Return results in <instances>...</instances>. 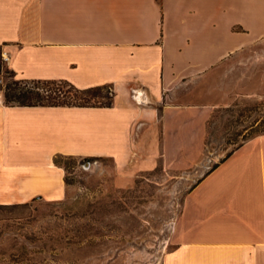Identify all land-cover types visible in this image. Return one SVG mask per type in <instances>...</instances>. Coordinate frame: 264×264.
<instances>
[{"label": "crops", "instance_id": "1", "mask_svg": "<svg viewBox=\"0 0 264 264\" xmlns=\"http://www.w3.org/2000/svg\"><path fill=\"white\" fill-rule=\"evenodd\" d=\"M263 36L264 0H0L17 78L113 92L110 106L8 105L0 94V204L63 197L56 155L109 159L122 185L185 148L186 130L199 148L213 105L188 85ZM175 238L164 264H264V133L198 180Z\"/></svg>", "mask_w": 264, "mask_h": 264}, {"label": "rangeland", "instance_id": "2", "mask_svg": "<svg viewBox=\"0 0 264 264\" xmlns=\"http://www.w3.org/2000/svg\"><path fill=\"white\" fill-rule=\"evenodd\" d=\"M11 74L2 54L0 94ZM188 88L200 89L197 103L213 105L199 148L196 131L186 130L185 148L165 149L156 167L122 185L109 159L59 157L63 197L0 204V264H164L190 190L229 151L264 132V36Z\"/></svg>", "mask_w": 264, "mask_h": 264}, {"label": "trees", "instance_id": "3", "mask_svg": "<svg viewBox=\"0 0 264 264\" xmlns=\"http://www.w3.org/2000/svg\"><path fill=\"white\" fill-rule=\"evenodd\" d=\"M0 59H2L1 46H0ZM11 76H12V80L9 81L4 88L5 102L8 105L110 106L113 100L112 90L110 92V95L107 96L102 95L103 89L105 88L111 89L109 86L106 85L93 86L89 88H78L66 80L22 79V78H17L13 71ZM2 89L3 88L0 85V90ZM100 99H107V101L104 102ZM240 146L241 145H238V147ZM237 148L229 151L227 155L224 158H222L219 162L215 163L207 173L215 169L219 165V163L223 162L225 159L231 156ZM61 156L62 155H56L54 157L55 163L59 164L58 158Z\"/></svg>", "mask_w": 264, "mask_h": 264}]
</instances>
